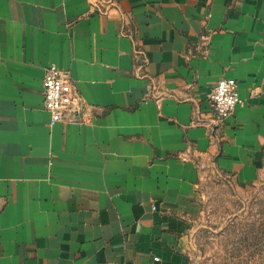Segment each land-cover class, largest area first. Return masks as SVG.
Masks as SVG:
<instances>
[{
	"label": "crops",
	"instance_id": "obj_1",
	"mask_svg": "<svg viewBox=\"0 0 264 264\" xmlns=\"http://www.w3.org/2000/svg\"><path fill=\"white\" fill-rule=\"evenodd\" d=\"M97 1L0 0V264H189L206 183L264 175V0ZM51 64L84 101L53 128Z\"/></svg>",
	"mask_w": 264,
	"mask_h": 264
},
{
	"label": "rangeland",
	"instance_id": "obj_2",
	"mask_svg": "<svg viewBox=\"0 0 264 264\" xmlns=\"http://www.w3.org/2000/svg\"><path fill=\"white\" fill-rule=\"evenodd\" d=\"M197 204L189 264H264V175L249 185L215 177Z\"/></svg>",
	"mask_w": 264,
	"mask_h": 264
},
{
	"label": "built area",
	"instance_id": "obj_3",
	"mask_svg": "<svg viewBox=\"0 0 264 264\" xmlns=\"http://www.w3.org/2000/svg\"><path fill=\"white\" fill-rule=\"evenodd\" d=\"M103 2L109 5L112 4L111 0H98L94 4L95 12L101 13L107 10H104ZM137 54L140 62H142L139 67L145 69L149 64L145 53L137 51ZM43 88L45 109L51 115L48 124L50 128L59 123L74 120L73 117L78 116V113L81 112L84 102L83 97L78 91L76 83L70 77V73L59 65L51 64L47 68ZM151 97L159 98L153 95V91L148 95V98ZM208 99L214 109L218 125L224 126L228 119L234 116L237 107L243 102L240 96L239 82L236 79H221L210 92Z\"/></svg>",
	"mask_w": 264,
	"mask_h": 264
},
{
	"label": "water",
	"instance_id": "obj_4",
	"mask_svg": "<svg viewBox=\"0 0 264 264\" xmlns=\"http://www.w3.org/2000/svg\"><path fill=\"white\" fill-rule=\"evenodd\" d=\"M81 113V112H80ZM80 113H78V116H80Z\"/></svg>",
	"mask_w": 264,
	"mask_h": 264
}]
</instances>
